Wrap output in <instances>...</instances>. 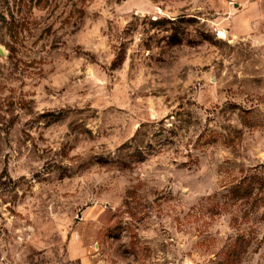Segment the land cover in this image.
<instances>
[{
  "label": "rangeland",
  "instance_id": "obj_1",
  "mask_svg": "<svg viewBox=\"0 0 264 264\" xmlns=\"http://www.w3.org/2000/svg\"><path fill=\"white\" fill-rule=\"evenodd\" d=\"M0 264H264V0H0Z\"/></svg>",
  "mask_w": 264,
  "mask_h": 264
}]
</instances>
